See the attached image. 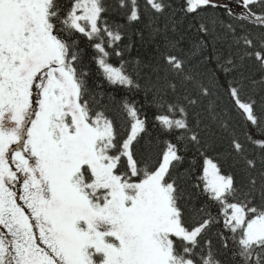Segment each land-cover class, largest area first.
Masks as SVG:
<instances>
[{
    "label": "snow or ice",
    "instance_id": "obj_1",
    "mask_svg": "<svg viewBox=\"0 0 264 264\" xmlns=\"http://www.w3.org/2000/svg\"><path fill=\"white\" fill-rule=\"evenodd\" d=\"M0 264H264V0H0Z\"/></svg>",
    "mask_w": 264,
    "mask_h": 264
}]
</instances>
